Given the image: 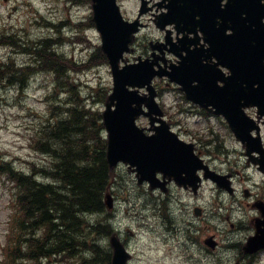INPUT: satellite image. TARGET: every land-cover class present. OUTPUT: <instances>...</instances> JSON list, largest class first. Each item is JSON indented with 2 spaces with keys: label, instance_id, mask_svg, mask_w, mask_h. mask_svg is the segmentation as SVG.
Wrapping results in <instances>:
<instances>
[{
  "label": "clouds",
  "instance_id": "1",
  "mask_svg": "<svg viewBox=\"0 0 264 264\" xmlns=\"http://www.w3.org/2000/svg\"><path fill=\"white\" fill-rule=\"evenodd\" d=\"M95 2L0 0V264H116L117 244L123 264H264V247H249L257 221H264L257 206L264 203V156L249 154L213 105L190 99L169 75L126 85L157 108L141 103L136 128L153 137L166 124L201 166L191 182L156 171L154 183L138 165L112 159L106 113L117 67L163 56L168 64L161 60L153 68L171 72L181 57L170 50L168 34L173 43L185 34L175 23H157L169 11L158 6L171 0H143L149 10L139 19L135 11L125 19L114 0L122 20L135 26L114 66ZM228 4L220 0L221 9ZM197 34L210 48L199 29L188 37ZM157 45L167 46L161 52ZM211 63L232 76L216 57ZM118 103H111L113 112ZM242 112L258 126L249 134L264 148L259 105Z\"/></svg>",
  "mask_w": 264,
  "mask_h": 264
},
{
  "label": "water",
  "instance_id": "2",
  "mask_svg": "<svg viewBox=\"0 0 264 264\" xmlns=\"http://www.w3.org/2000/svg\"><path fill=\"white\" fill-rule=\"evenodd\" d=\"M171 0L167 7V14L161 16L160 26L168 23H175L178 31L193 30L191 16L186 9V4L178 6ZM178 2L181 0H177ZM251 1V0H249ZM241 0H234L230 8L234 9L240 4ZM215 9V8H214ZM253 23H256L255 40L251 43L252 34L249 29L244 28L237 32L236 36L231 35L227 39L225 50L224 64L231 63L238 57V50L232 49L235 42L240 43V56L242 59H249L253 63V78L250 80L248 75L242 72L244 83L229 85L226 87L225 96L216 105L217 113L224 114L231 123V126L238 134L239 138L247 143L249 152L253 150L264 153V148L260 147L259 140H251L250 130L257 125L247 118L242 112L243 106L259 105L261 114H264V3L261 0H253ZM96 21L104 33L105 50L111 57L114 66L117 65L121 54L126 50L127 44L132 39V32L135 30L134 25H129L122 20L114 0H96ZM197 11L193 12V15ZM210 17V23L215 22V10L210 6L206 12ZM179 15V18L174 19ZM209 33L218 35V31L211 26L207 28ZM169 36L167 41L169 42ZM217 46H215L216 48ZM231 47V49H228ZM221 58L222 53L214 50L210 53ZM242 65L244 62L241 61ZM154 62H142L139 65L128 66L123 71L116 69V91L109 102V110L106 113L107 127L111 133L110 154L113 160L125 159L138 165L140 174L143 178L154 180V174L158 168H162L166 173L182 179L183 170H192L197 168V159L192 155L190 148L171 135L169 132H159L153 137H146L143 132L134 125L135 117L140 113L139 105L148 103L152 111H157L156 106L148 98H141L137 93L128 91L126 85L143 86L149 83L155 75H169L171 79L181 82L184 89L187 90L188 96L204 104L203 98L194 94L197 86H193L192 79L186 75V65L184 64L179 71L177 68L171 72L160 69L156 72L153 68ZM233 78V76L231 77ZM255 84H259L257 89ZM212 93V91H210ZM119 101L117 110H111V103ZM216 102V101H213ZM137 104V108H132V104ZM220 107V108H219ZM167 126H165V129ZM116 264H123L124 255L122 249L117 244Z\"/></svg>",
  "mask_w": 264,
  "mask_h": 264
},
{
  "label": "rangeland",
  "instance_id": "3",
  "mask_svg": "<svg viewBox=\"0 0 264 264\" xmlns=\"http://www.w3.org/2000/svg\"><path fill=\"white\" fill-rule=\"evenodd\" d=\"M120 3L122 5L124 14L129 16V14L133 13L134 11L135 14L137 13L136 6L138 5V0H120Z\"/></svg>",
  "mask_w": 264,
  "mask_h": 264
}]
</instances>
